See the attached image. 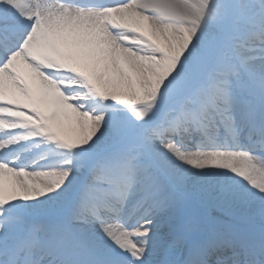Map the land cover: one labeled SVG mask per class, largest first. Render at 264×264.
Listing matches in <instances>:
<instances>
[{"label":"snow or ice","instance_id":"obj_1","mask_svg":"<svg viewBox=\"0 0 264 264\" xmlns=\"http://www.w3.org/2000/svg\"><path fill=\"white\" fill-rule=\"evenodd\" d=\"M0 264H264V0H0Z\"/></svg>","mask_w":264,"mask_h":264}]
</instances>
